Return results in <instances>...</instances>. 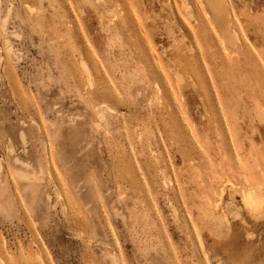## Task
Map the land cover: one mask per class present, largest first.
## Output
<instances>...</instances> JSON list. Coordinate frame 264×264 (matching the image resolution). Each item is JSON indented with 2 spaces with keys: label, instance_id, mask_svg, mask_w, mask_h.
Returning <instances> with one entry per match:
<instances>
[{
  "label": "rangeland",
  "instance_id": "obj_1",
  "mask_svg": "<svg viewBox=\"0 0 264 264\" xmlns=\"http://www.w3.org/2000/svg\"><path fill=\"white\" fill-rule=\"evenodd\" d=\"M187 2L0 0V264H264V0Z\"/></svg>",
  "mask_w": 264,
  "mask_h": 264
},
{
  "label": "bare ground",
  "instance_id": "obj_2",
  "mask_svg": "<svg viewBox=\"0 0 264 264\" xmlns=\"http://www.w3.org/2000/svg\"><path fill=\"white\" fill-rule=\"evenodd\" d=\"M197 1L200 4L201 11H203V13H204V16L202 18L203 19L202 22H205L204 29H206L207 31H209V30L212 31L215 35L218 36L220 41L225 45H229L230 43L235 44V38L237 36H236V31H235L234 25L231 21L232 13L229 11L227 0H196V2ZM182 3L185 7L184 9L187 11V14L190 16L191 23L192 24L196 23L197 21L193 16L192 7L190 6V4L187 2V0H182ZM227 20H228V25H227ZM236 41H238V40H236ZM224 52H227V51H224ZM178 79H179V77H178ZM19 175L21 176V177L20 176L19 177L22 178V174H19ZM24 177L25 176H23L22 180L25 179ZM26 180H28V179H26ZM249 189H252V188H247V190H249ZM219 193H220V191H219ZM263 196H262V198H263ZM246 199H248L247 200L248 203L253 202L254 198L252 197L251 191H247ZM251 208L253 211V207H251ZM254 208H257V207L255 206Z\"/></svg>",
  "mask_w": 264,
  "mask_h": 264
}]
</instances>
